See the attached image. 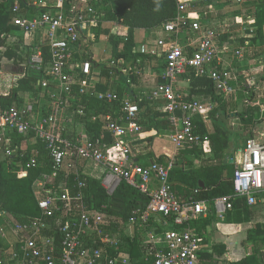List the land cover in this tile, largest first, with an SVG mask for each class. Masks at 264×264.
Masks as SVG:
<instances>
[{
  "label": "built area",
  "instance_id": "2783aa9c",
  "mask_svg": "<svg viewBox=\"0 0 264 264\" xmlns=\"http://www.w3.org/2000/svg\"><path fill=\"white\" fill-rule=\"evenodd\" d=\"M235 1L239 5L244 3V0ZM41 9L45 11L38 13ZM31 11L35 12L32 16ZM9 12L11 24L23 35L22 43L20 37L13 35L9 44L19 43L29 52L30 64L37 67L45 65L43 50L47 47L50 61L45 65V73L49 78L39 80L41 93L37 98L28 97L20 107L0 108V146L12 142L11 134L23 136V141L40 142L47 150L51 169L49 173H41L33 184L41 215L15 220L13 239L2 231L1 237L8 241V246L3 248L7 258H0V264H209L202 259L203 242L191 228L193 221L207 213L208 205L177 196L170 173L179 152L187 145L204 147L209 143L207 137L198 133L194 120L200 118L207 124L213 110L212 102L178 92L179 77L192 71L196 76L208 78L224 100L236 92L233 82L238 81L237 74L229 66L221 65L217 32L204 29L192 4L181 0L176 18L163 25L164 37L157 46L164 53L166 68L149 101L164 103L172 128L169 141L174 154L168 155L165 164L155 161L143 166L133 163L131 149L125 142L143 133L138 105L120 99L113 91H96L89 83L91 62L82 64L80 74L71 70L83 51L82 43L88 47L96 42V29L112 24L117 30L122 23L109 22L91 0H13ZM250 32L253 34V30ZM186 33L195 37L191 49L178 41V36ZM38 36L44 37V44L29 42ZM241 55L242 52H236V56ZM115 64L111 62L112 66ZM75 87L79 95L93 90L101 102L110 106L121 101L116 119L110 114L105 116L104 130L109 139H91L77 127L82 124L86 130L83 123L66 116V108L75 97ZM82 110L79 108V114ZM19 151L27 153L18 145L0 149L6 156ZM86 162L104 169L100 180L109 195L125 182L149 196L147 206L134 209L127 220L94 208L87 200L81 180V175L84 176L81 168ZM44 163L38 151L32 152L20 176L26 177L29 170ZM72 176L75 194L67 182ZM60 177L62 181L58 180ZM233 183L234 195L215 201L214 208L222 218L232 209L235 198H245L252 207L257 204V196L264 192V145L254 139L247 140ZM128 227L135 233L128 235L125 232ZM123 235L142 238L141 258L123 251L126 245Z\"/></svg>",
  "mask_w": 264,
  "mask_h": 264
},
{
  "label": "trees",
  "instance_id": "16d2710c",
  "mask_svg": "<svg viewBox=\"0 0 264 264\" xmlns=\"http://www.w3.org/2000/svg\"><path fill=\"white\" fill-rule=\"evenodd\" d=\"M13 0L0 2V50L4 51L3 56L24 69L23 77L17 81V85L7 95L0 94V108L2 110L10 109L13 106H23L28 97L37 98L41 93V86L38 85L42 77L49 78L45 73V65L50 61V55L47 47H44V61L43 67H37L30 64V54L22 49L19 43L9 44V38L14 35L16 28L11 24V14L9 12ZM214 0H201L199 3L192 4V6L200 12L202 8L212 6ZM91 4L99 12L106 15L109 22L119 21L123 26L128 28V35L125 38L118 36H110L109 43L112 49V58L114 62L124 61L130 63L132 66L141 68V63L149 58H153L159 63V67L166 68L165 56L162 58L158 55L143 54L136 51V44L134 41L135 30L153 31L162 28L166 23L174 20L177 16L179 0H91ZM202 9V10H200ZM256 20L253 25L256 29L253 30L251 41H255L262 35L264 30V3H258L255 6ZM44 9L37 10L42 13ZM209 11V9H207ZM32 16L35 12H29ZM250 30H248L249 32ZM96 40L106 32L103 26L95 30ZM22 43L23 38H19ZM189 52V51H188ZM115 72V73H114ZM136 73V69L134 70ZM132 74L131 78L134 80L136 74ZM163 73V72H162ZM118 71H113L110 68L102 69V77L109 81L114 76H118ZM122 81L113 91L117 93L121 99L123 95L127 79L120 76ZM191 96L210 97L213 101V110L210 112V118L214 122V131H208L207 125L200 119L196 118L195 124L198 133L207 137L209 141L212 158L202 162L200 168H194V160L189 161L186 156H191L193 159H199L205 153L202 147L187 145L179 152L174 168L170 173V181L173 190L177 196L184 200L192 199L196 202H206L209 206V215L204 218L200 217L191 223V228L196 232L202 242L206 237L207 228L216 219L214 209L215 201L217 199L234 195V172L235 166L233 164H225L224 158L227 155L230 146V134L217 123V116L221 112L226 111V104L217 93L216 88L211 80L205 77L196 76L191 72ZM124 83V84H122ZM78 87L74 88L75 97L66 108V116H74V122H81L85 125L86 133L91 139L97 137H110L104 130L105 116L109 113L112 117H116L115 111L121 110V101L114 103L112 106L101 102L95 95L93 90H89L84 95H79ZM216 104H215V103ZM136 103V102H135ZM140 112L147 108L144 103H136ZM79 108L83 109V113L79 114ZM68 111V112H67ZM145 111H148L147 109ZM143 116V115H142ZM117 118V117H116ZM153 116H143L141 124L143 132L147 133L156 126L158 122H154ZM168 122V121H167ZM167 127L171 130L170 124ZM172 131V130H171ZM10 144H3L0 149L5 147L14 148L20 141L24 139L23 136L11 134ZM150 140L151 138H147ZM38 153L45 163L38 169H32L27 172L26 177H21L20 172L26 168L29 160L30 152L21 154L19 151L11 156H6L0 153V212H5L8 216H14L17 221L23 219H33L39 217L41 212L38 207V201L35 196L33 184L41 173L50 172V161L48 159L47 150L45 146L38 142L36 143ZM3 152V151H2ZM29 155V156H28ZM165 159L162 158V161ZM165 160L164 162H166ZM60 177L58 180H61ZM81 180L85 184L83 189L87 200L100 211H107L109 214L122 217L127 220L132 211L136 208H145L149 203V196L140 191L131 188L125 182H122L113 195H109L102 184V180L81 175ZM72 194L76 193L74 186V177H70L67 181ZM203 184V186L201 185ZM114 200L122 201L123 205L114 203ZM105 207L106 209L104 210ZM113 207H121L122 211H116ZM1 217V215H0ZM253 213L251 207L248 206L245 198H235L232 201V209L227 211L225 215V222L227 224H250L252 223ZM3 228V227H2ZM12 232V225H9ZM8 226H4L3 233L12 238V234L8 235ZM115 230H117L115 228ZM248 238L256 241L260 240L264 244V225L258 224L254 231L248 232ZM125 247L123 251L131 256L140 257L143 255L142 238L138 235L129 237L123 235ZM8 246V241L0 237V258H7L3 253V248ZM255 254H260L257 250ZM254 255V254H253ZM251 256L239 262L231 264H260L259 259ZM205 262L216 264L211 259H206ZM255 262V263H254Z\"/></svg>",
  "mask_w": 264,
  "mask_h": 264
},
{
  "label": "crops",
  "instance_id": "0c3cea01",
  "mask_svg": "<svg viewBox=\"0 0 264 264\" xmlns=\"http://www.w3.org/2000/svg\"><path fill=\"white\" fill-rule=\"evenodd\" d=\"M258 3H264V0H244L242 5L237 4L235 0H214L212 6L202 8L204 10L203 12L198 13L199 11L197 9L195 10L198 21L203 28L213 29L217 32V46L220 51L219 57L222 60L221 65L229 66L230 69L237 74L238 81L233 82V85L236 87V92L229 99H223L226 104V111L219 113L217 116V123L230 134V146L224 158V161H227L225 164L230 165V161L233 160L235 168L241 163L242 152L246 146L247 140L254 139L258 143L264 145V30L262 35L255 41H251L250 39L252 37L250 31L256 29L253 25L256 20L257 12L255 6ZM207 9H209V11H207ZM104 29L106 32L91 46L89 45L87 47L86 43H82L83 46L85 45L83 51L78 56L73 67H71V70L73 69L74 72L76 71L80 74L82 71V64L86 61L91 62L92 76L89 83L100 93L113 91L122 81L120 76L127 79V84L125 85L121 98L124 100L129 99L133 103H144L148 111H145V109L140 112L141 118H143V116H153L154 122H158L155 127H152L150 132H143L139 136L129 137L125 140L132 152L131 159L134 164L143 166H147L155 161H160L165 164L167 161H164L167 160L168 155L174 154V148L169 141L172 129L170 130L167 127L169 121L168 115L164 111L163 101H149L151 93L161 82V75L164 69L160 68L159 63L153 58L143 61L140 69L124 61H118L112 66L111 62L114 61V59L111 57L110 67L106 68L118 71L119 75L114 76L111 81L101 76L102 71L101 74L98 75L96 70L101 66L103 57L98 55L96 59L93 55L92 50L94 44L104 40L108 44L109 50L112 52L111 45L107 39L113 35L119 38H125L128 35V28L125 26H121L120 29L116 30L113 28L112 24H109L104 27ZM248 30L250 31L248 32ZM115 32L118 33V35H115ZM163 37L162 28L153 31L135 30L134 41L136 44V51L149 54L150 56L158 55L159 58H162L163 51L157 46V42ZM36 38H34V41L33 39L28 41L34 44H44V37L38 36ZM194 39L195 37L192 33L180 34L178 36L179 43L186 49H191L190 47ZM238 51L242 52L241 57L236 56V52ZM21 69V76H23L24 69ZM135 69L136 73L134 72ZM191 72L192 71L179 77L176 90L189 97L212 102L213 100L210 97L191 96ZM134 73L136 77L133 80L131 75ZM15 87L16 85H11L9 90ZM8 93L2 95H7ZM236 97L239 98L238 101H236ZM43 100H41L42 103H45ZM115 114H117V111H115ZM222 114H226V121L222 119ZM71 117L74 119V116ZM116 117H118V114ZM116 117L114 119H116ZM206 125L208 131H214V122L212 119H210ZM77 127L81 132H86L82 124H79ZM143 128L146 130L147 127ZM147 138L151 139L148 140ZM17 145L27 153L38 151L34 140H22ZM202 150L205 155L199 159L186 156L187 160H194L195 169L200 168L202 162L205 160L212 158L209 144L202 147ZM162 158L165 160L162 161ZM81 171L84 176L98 179H100L104 173L103 168H99L95 164L87 162L84 163ZM263 194L264 192L261 193V195ZM209 210L210 208L208 206L204 218L209 215ZM215 213L216 219L206 230L207 233L203 243L207 245V248H202V259L204 261H206L207 258L211 259L215 261L216 264H231L239 262L247 257L255 256L259 259L260 264H264V244L260 240L253 241L248 238V232H253L255 227L252 229L250 224H248L249 228L244 230L242 227H238L239 224H227L225 222V217L222 218L217 213L216 209ZM236 227L239 230H237V232H232ZM0 229L3 231L1 226ZM13 236L12 238L15 237ZM257 250L260 251L258 255L255 254Z\"/></svg>",
  "mask_w": 264,
  "mask_h": 264
},
{
  "label": "rangeland",
  "instance_id": "374dc122",
  "mask_svg": "<svg viewBox=\"0 0 264 264\" xmlns=\"http://www.w3.org/2000/svg\"><path fill=\"white\" fill-rule=\"evenodd\" d=\"M14 35L16 37H22L23 35L21 34L20 31L16 30L14 32ZM29 38V37H28ZM14 37L9 40V43L13 42ZM105 39V38H103ZM93 55L96 57H98V55H100L101 57H103L102 60V64L101 66H99L96 70L97 74L100 75L102 69L106 68V67H110V60L112 57V53L108 48V44L102 40L99 43L94 44L93 47ZM4 51H0V94H5L8 93L12 90V88L9 90V88L12 86L17 85L16 81H18L20 78H22L23 76H21L22 74V69L23 67H20L16 64H14L13 62H10L9 60H7L4 56ZM99 60V59H98ZM238 97H236V101H238ZM222 119L224 121L227 120L226 114H222ZM206 146V145H205ZM252 213H253V219H252V224L250 225L252 227V229L257 226L258 224H262L264 225V194L263 195H259L257 196V204L255 206L251 207ZM15 217L14 216H1L0 217V226L4 228V226H8L9 225H13L14 221H15ZM239 228L242 227V229L247 230L249 228L248 224H239L238 226ZM237 227L236 229H233L232 232H237ZM9 232H7L8 235L13 236V231H10V228L8 230ZM133 228L128 227L125 232L128 235H132L135 232H133ZM14 237V236H13ZM9 238V237H8ZM202 248H207V245H204V243L202 244Z\"/></svg>",
  "mask_w": 264,
  "mask_h": 264
},
{
  "label": "water",
  "instance_id": "95a60500",
  "mask_svg": "<svg viewBox=\"0 0 264 264\" xmlns=\"http://www.w3.org/2000/svg\"><path fill=\"white\" fill-rule=\"evenodd\" d=\"M183 3H189V4H196L199 3L201 0H181ZM224 163H227V161H224ZM230 164H233V160L230 161ZM201 185L203 186V184L201 183ZM114 203L118 204V205H123L122 201H118V200H114ZM114 210L121 212L122 208L121 207H113ZM1 216H5L6 213L5 212H0ZM2 236V230L0 229V237Z\"/></svg>",
  "mask_w": 264,
  "mask_h": 264
}]
</instances>
